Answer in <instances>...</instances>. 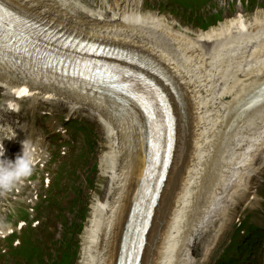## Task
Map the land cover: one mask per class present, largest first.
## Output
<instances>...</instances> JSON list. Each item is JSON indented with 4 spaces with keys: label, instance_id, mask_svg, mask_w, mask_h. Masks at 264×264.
<instances>
[{
    "label": "bare ground",
    "instance_id": "6f19581e",
    "mask_svg": "<svg viewBox=\"0 0 264 264\" xmlns=\"http://www.w3.org/2000/svg\"><path fill=\"white\" fill-rule=\"evenodd\" d=\"M2 1L18 10L47 17L55 26H66L85 36L108 41L128 49H142L143 41L138 35L122 34L119 29H116L117 33L100 31L96 30V27H122L124 26L123 22L128 24L167 22L153 13L143 12L139 0H116L112 4L102 1L104 9L89 11L90 14L84 11L80 5L81 0H53L55 4L30 0ZM259 24H264L262 15L254 17L250 22L245 21L242 16L228 18L216 27L197 31L194 38L197 42L194 44L199 46V42L202 44L215 41L233 28L244 29ZM261 47H264V42ZM243 77L245 79L235 77L231 84L221 87V91L216 93L219 102L215 116L209 121V126L204 123L205 116L200 114L199 105L196 102L192 103L193 100L191 101L190 97L195 98V94L191 95L193 91L188 90L187 82L180 85V90L183 92L180 100L172 94L168 95L172 106V101L175 104L178 116L176 148L165 188L155 210L152 227L146 234V245L140 264L200 263L201 258H193L191 251L202 240L210 207L219 194L217 190L221 191L230 179L227 170L222 167L216 168L212 160L218 144L229 139V133L225 132V126L232 116L237 115L236 126H238L239 120L243 121V124L238 127L244 129V120H248L254 109H243L238 112L237 105L241 104L246 96L264 80V70L258 68L253 71H243ZM161 87L166 90L165 87ZM91 93H95V91ZM227 94L231 96V100L224 101ZM69 97L79 100L82 104L87 103L100 117L101 115L110 116L117 111L113 105L115 99L106 94H90L88 90L79 88L71 92ZM71 108H75V105H72ZM193 109L195 112H192ZM181 110L183 112H180ZM130 113L140 120L136 111L131 110ZM195 113L197 115L193 116ZM113 120V117H107V121L103 120L106 127L101 124L107 131V151L100 154L99 168L101 173L109 179L106 190L108 197L102 201L97 199L95 203L91 204L90 216L81 237L79 264H114L115 258L123 261L127 257L126 253L116 255L117 243L115 245L114 243L120 237L118 231L123 226L131 201L136 195V186L142 172L144 153L147 148L144 143V132L141 128H136L139 151L133 153L130 134L121 133L120 129L114 128ZM197 130L199 132H196ZM238 155L236 147H230L226 155V162L222 166L231 171L234 170ZM140 158V167L133 178L130 165L139 162ZM131 159L133 160L131 161ZM250 180L251 176L249 175L248 180L242 183L245 193L248 192ZM126 182L129 183L125 198L123 203H120L123 188H117V186L126 184ZM159 213H161L160 217H158ZM107 249V256L103 258L101 254ZM171 250L176 252L174 258L171 257L173 254ZM70 259L71 257L64 259V263L70 264Z\"/></svg>",
    "mask_w": 264,
    "mask_h": 264
},
{
    "label": "rangeland",
    "instance_id": "374dc122",
    "mask_svg": "<svg viewBox=\"0 0 264 264\" xmlns=\"http://www.w3.org/2000/svg\"><path fill=\"white\" fill-rule=\"evenodd\" d=\"M114 1H116V0H110V2H114ZM256 1H257V4L255 6L246 7V8H243V6H241L240 3H237L235 1L233 2L232 0H221V1H219L217 9L222 8L225 11V14L221 13V18L219 21H223L225 17H233L237 12H239L245 18V20H251L254 16H256L258 9H262L261 5L264 4V0H256ZM93 3L95 6L92 8H95V9L99 8V0H95V1H93ZM141 3L143 5V8L149 9L152 13H154L156 15H158V16H161V14L165 15L167 20L169 19L168 20L169 22H171L173 25L177 26L181 30H184L186 27H188L189 29H192V30H198L197 28L193 27L190 24L191 17H189L188 15H186L183 11H181L179 9L172 7V6H169L168 4H166L165 0H163V1H161V0H146V1L141 0ZM228 3H229V8L227 9ZM101 5L104 6L103 4H101ZM158 10H159V13H158ZM262 10L264 12V9H262ZM211 12H216V11H211ZM169 13H170V15H169ZM177 23H180L181 26H178ZM94 129H95V139L97 141L96 147L98 148V156H97V159L95 161L97 164L100 154H102L106 151V148H105L106 135H105L104 131L99 126H96L95 124H94ZM249 145H250V143H249ZM237 154H239V153H237ZM89 178L91 179V183L85 182V180H84L85 177H83L82 180L79 182V185H80V187L82 189V193H83V195L81 194L82 195V199L80 201L81 206H82V202L84 204V202L86 200H88L89 203H92L93 198L96 196V194H99L101 197H103L105 194L106 184H107L106 179L101 177L98 173H96L95 175L89 174ZM225 185H224V187H225ZM68 198H70V196L67 197V199ZM95 198H98V197H95ZM96 200L97 199H95L93 203H95ZM77 210L78 209L76 208L73 212L70 209L65 211V214L67 215V217L69 218V220L71 222H79L80 221L79 214H77V212H76ZM49 216L52 217L53 213L49 212ZM42 220H43V222L35 228V234L36 235L40 236L45 231H48L50 233H53V235L56 237V239L62 238V236H63L62 226L58 221L55 220L54 217H53V220H51V221L45 217L42 218ZM209 220H210V218H209ZM209 220L205 226V229L208 226ZM210 222L212 223L213 220L211 219ZM82 234L83 233L78 235V237L81 239V241L80 240L78 241L79 245H78L77 250H75L74 244H73V246H70L73 249V252L71 253L73 257L71 256L70 264H76V263L79 264V262H80V252H81L80 242H82V238H81ZM23 245H24V248L22 249V251H20L17 255L14 254L16 257L26 258L28 255H30L32 253L35 255H38V249L36 247V244L28 243V244H23ZM210 247L211 246L209 243L205 247L204 250L208 251L210 249ZM48 249H49V251H48V254L46 255V259H47L48 263H50L52 258H56V263L62 264L58 258V252L60 251V248H55L52 245H50V246H48ZM54 249H56V255L55 256L52 255ZM108 249L105 250L104 252H102L101 256L103 258H105L107 256ZM79 250H80V252H79ZM75 251H76V253H75ZM171 252H173L171 257L174 258L176 256V252L172 251V250H171ZM78 253H79V259H78ZM193 256H194V253H193ZM200 258L204 259L205 256H201ZM77 259H78V261H77ZM64 264H66V263H64Z\"/></svg>",
    "mask_w": 264,
    "mask_h": 264
},
{
    "label": "clouds",
    "instance_id": "9594fccd",
    "mask_svg": "<svg viewBox=\"0 0 264 264\" xmlns=\"http://www.w3.org/2000/svg\"><path fill=\"white\" fill-rule=\"evenodd\" d=\"M2 157L3 148L0 145V191H11L17 183L32 174L35 160L31 144L27 140L23 141L22 154L17 155L15 160Z\"/></svg>",
    "mask_w": 264,
    "mask_h": 264
},
{
    "label": "snow or ice",
    "instance_id": "6c2138e0",
    "mask_svg": "<svg viewBox=\"0 0 264 264\" xmlns=\"http://www.w3.org/2000/svg\"><path fill=\"white\" fill-rule=\"evenodd\" d=\"M11 15H12V13L9 12V10L6 7H4L3 5H0V21H3L6 17H10ZM33 27H35V25H33ZM17 39H19V37H17L12 32L0 31V57H3L5 50H12V51H20L21 50V49H17L15 44L13 43ZM22 50L27 51V49H22ZM92 51H95V49H92ZM99 71L100 70L98 69L97 70L98 74H99ZM79 74L84 75L83 72H81ZM106 74L111 79H117V77L111 72H108ZM125 75H131V74L125 73ZM113 87H116V85H113ZM121 90L127 91V94L129 96H131L134 100L140 102L143 105L145 111L149 112V114H151L150 113V104H149L148 100H146L143 96L134 95L133 92L130 90L129 85L122 86ZM13 92L18 96H24V95H30L31 94L27 88L13 89ZM261 93H262V95H261L260 99L264 100V87L261 88ZM255 103H257V101L253 100L252 104H255ZM249 106L251 107V104ZM154 159H155V157H154ZM157 162H159V161H157ZM166 163L167 162L165 161V166H166ZM148 171H150V169H148ZM125 259L128 261V264H134L136 257L133 254L131 256H127Z\"/></svg>",
    "mask_w": 264,
    "mask_h": 264
}]
</instances>
